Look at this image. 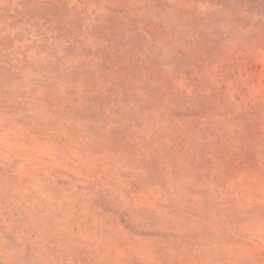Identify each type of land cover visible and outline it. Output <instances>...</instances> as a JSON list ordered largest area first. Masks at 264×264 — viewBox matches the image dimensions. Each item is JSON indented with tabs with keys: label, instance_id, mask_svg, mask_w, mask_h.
<instances>
[{
	"label": "rangeland",
	"instance_id": "374dc122",
	"mask_svg": "<svg viewBox=\"0 0 264 264\" xmlns=\"http://www.w3.org/2000/svg\"><path fill=\"white\" fill-rule=\"evenodd\" d=\"M0 264H264V0H0Z\"/></svg>",
	"mask_w": 264,
	"mask_h": 264
}]
</instances>
